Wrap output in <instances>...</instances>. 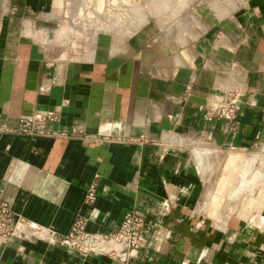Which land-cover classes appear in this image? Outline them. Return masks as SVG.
Listing matches in <instances>:
<instances>
[{
  "label": "crops",
  "instance_id": "0c3cea01",
  "mask_svg": "<svg viewBox=\"0 0 264 264\" xmlns=\"http://www.w3.org/2000/svg\"><path fill=\"white\" fill-rule=\"evenodd\" d=\"M55 2L0 0V196L30 224L0 264H264V0H203L63 53ZM231 94L237 136L206 118ZM48 112L50 134L16 132ZM132 211L139 251L60 243L80 214L111 234Z\"/></svg>",
  "mask_w": 264,
  "mask_h": 264
},
{
  "label": "built area",
  "instance_id": "2783aa9c",
  "mask_svg": "<svg viewBox=\"0 0 264 264\" xmlns=\"http://www.w3.org/2000/svg\"><path fill=\"white\" fill-rule=\"evenodd\" d=\"M238 99L231 94L229 101L218 109L208 113L206 118H218L226 122L227 134L237 136L241 131L239 120ZM58 120L56 113L37 114L33 118H23L19 121L16 132L26 136H44L50 134L48 124ZM97 201V185L91 184L85 197V206L91 209ZM89 216H77L70 233L61 240V244L69 246L84 254L97 253L107 244H116L133 252L143 249L147 244L146 220L138 212H128L120 227L111 234H94L87 231ZM29 224L22 216L13 212L9 204L0 196V243L14 239L19 228ZM30 225V224H29ZM35 227L38 231L41 228Z\"/></svg>",
  "mask_w": 264,
  "mask_h": 264
},
{
  "label": "rangeland",
  "instance_id": "374dc122",
  "mask_svg": "<svg viewBox=\"0 0 264 264\" xmlns=\"http://www.w3.org/2000/svg\"><path fill=\"white\" fill-rule=\"evenodd\" d=\"M53 23L61 53L74 42L79 50L84 39L98 32L129 34L142 25L180 17L190 4L203 0H55ZM164 21V22H165ZM60 43V44H59ZM77 45V46H76ZM76 46V47H75Z\"/></svg>",
  "mask_w": 264,
  "mask_h": 264
}]
</instances>
